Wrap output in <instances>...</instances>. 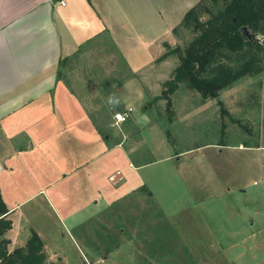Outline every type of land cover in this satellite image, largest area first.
Segmentation results:
<instances>
[{
    "label": "crops",
    "instance_id": "0c3cea01",
    "mask_svg": "<svg viewBox=\"0 0 264 264\" xmlns=\"http://www.w3.org/2000/svg\"><path fill=\"white\" fill-rule=\"evenodd\" d=\"M199 1L185 0L181 16ZM159 18L169 21L159 0H0V191L13 223L6 234L10 251L25 247L36 232L47 264L83 260L87 264L89 255L95 263L88 264H112L120 247H109L107 253L104 242L94 240L95 230H104L105 213L145 193V170L190 153L145 159L153 151L169 148L165 139L169 129L196 109L217 116L221 108L217 100L193 105V95L185 94L187 111L175 109L172 120L165 122L153 120L145 104L152 94L144 82L153 80L159 86L152 95L158 97L171 80L170 70L177 67L173 57L160 61L167 52L165 43L175 46L177 26L164 24L166 34L161 38L154 24ZM103 36L127 70L126 81L106 79L100 84L98 100H114L113 108L119 112L132 109L121 134L97 130L85 100L66 74L70 61ZM64 59L69 62L60 69ZM220 100L233 114V106L222 95ZM131 129L136 138L128 134ZM144 129L152 133L148 141L157 142L156 149L143 148L149 145ZM149 196L153 197L150 190ZM124 231L120 237L125 241ZM127 240L123 245H133L137 260L133 264H146L138 246L142 238Z\"/></svg>",
    "mask_w": 264,
    "mask_h": 264
},
{
    "label": "rangeland",
    "instance_id": "374dc122",
    "mask_svg": "<svg viewBox=\"0 0 264 264\" xmlns=\"http://www.w3.org/2000/svg\"><path fill=\"white\" fill-rule=\"evenodd\" d=\"M184 1L159 0L169 21L159 18L154 22L161 31V38L166 34L164 24L177 26L179 32L174 47H185L194 38L190 31L180 26ZM209 18L203 17L204 20ZM173 58L179 65L177 57ZM71 64L66 73L68 80L85 100L97 130L103 134L125 131L122 123L118 125L115 121L114 116L119 111L113 108L114 100L98 101L103 87L100 84L104 80H127L123 59L108 37L94 40L91 48L77 54ZM174 72L170 70L171 79ZM86 82L92 90H87ZM144 86L152 95L159 90L153 80H146ZM181 89L177 94L185 91L190 94L186 85ZM177 94L172 101V112L175 109L187 111L188 107L182 101L185 94L180 97ZM152 95L145 104L152 108L149 112L153 120L165 122L170 116L168 103L156 102ZM221 95L229 106H233L234 113L225 114L220 108L217 116H212L213 113L200 114L196 109L193 118L188 115L169 129L166 136L162 130L160 136H165L169 148L153 151L146 160L190 153L181 156L180 160L176 157L161 160L154 168L145 170L148 185L145 193L105 213L104 230L97 228L94 240L103 241L102 249L107 253L109 247H120L112 257V264L137 262L133 245H123L128 243L127 238L135 237L142 238L138 246L146 264H264V186L262 183L254 185L264 178L261 167L264 151L260 150L264 148V72L240 79ZM199 100L197 97L193 104ZM239 105L249 111L239 110ZM223 107L226 109L225 105ZM143 132L148 141L152 133L149 129ZM128 134L132 139L136 138L134 129ZM156 143L148 141L149 145L143 148L146 151L148 147L156 149ZM205 145L208 146L203 147ZM149 190L153 197L149 196ZM140 226L142 229L139 230ZM121 230H125V241L120 237ZM51 241L54 243L53 239ZM118 242L122 243L116 246ZM93 247L100 249L96 243ZM92 258L89 255L87 264L95 263ZM84 263L85 260L80 264Z\"/></svg>",
    "mask_w": 264,
    "mask_h": 264
},
{
    "label": "trees",
    "instance_id": "16d2710c",
    "mask_svg": "<svg viewBox=\"0 0 264 264\" xmlns=\"http://www.w3.org/2000/svg\"><path fill=\"white\" fill-rule=\"evenodd\" d=\"M205 16L210 18L204 20ZM180 26L194 38L185 47L165 43L167 52L160 61L177 57L179 65L155 101H167L172 120V101L182 91L181 86L186 85L187 92L193 95L191 104L197 97L200 101L217 100L223 112L229 114L220 100L222 92L242 78L264 72V0H200L185 14ZM243 28L251 38L243 35ZM178 32L176 27L173 34L176 36ZM257 37L263 41L260 43ZM68 62V59L61 61L60 69ZM149 109L152 108L149 106ZM8 213L0 191V264H47L44 244L36 232L25 247L10 251L11 241L6 234L13 223L7 218Z\"/></svg>",
    "mask_w": 264,
    "mask_h": 264
},
{
    "label": "built area",
    "instance_id": "2783aa9c",
    "mask_svg": "<svg viewBox=\"0 0 264 264\" xmlns=\"http://www.w3.org/2000/svg\"><path fill=\"white\" fill-rule=\"evenodd\" d=\"M257 39L259 40L260 43L263 41V39L260 38V37H257ZM131 112H132V109H129L127 112L116 113L115 116H114L116 123L120 124V123L127 122L130 119V117H131ZM260 150H261V152H263L264 148H260ZM261 162H262L261 167H262V170L264 171V159H262ZM261 183L264 186V178L261 181L254 182V185H259Z\"/></svg>",
    "mask_w": 264,
    "mask_h": 264
},
{
    "label": "water",
    "instance_id": "95a60500",
    "mask_svg": "<svg viewBox=\"0 0 264 264\" xmlns=\"http://www.w3.org/2000/svg\"><path fill=\"white\" fill-rule=\"evenodd\" d=\"M242 32H243L244 36H247V37L251 38V35H250L249 31L246 28H243Z\"/></svg>",
    "mask_w": 264,
    "mask_h": 264
}]
</instances>
